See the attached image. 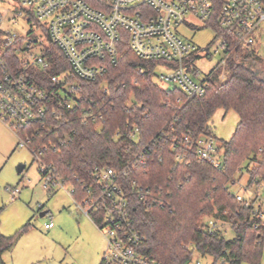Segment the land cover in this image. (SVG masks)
I'll return each instance as SVG.
<instances>
[{"label":"trees","instance_id":"16d2710c","mask_svg":"<svg viewBox=\"0 0 264 264\" xmlns=\"http://www.w3.org/2000/svg\"><path fill=\"white\" fill-rule=\"evenodd\" d=\"M209 26L229 47L226 65L212 72L203 97L187 101L179 91L158 86L152 73L156 64L139 59L125 38L119 47L120 60L108 65L104 78L93 83L72 79L79 81L84 92L80 107L65 114L69 121L49 118L48 130L28 131L37 150L58 145L68 136L61 148L43 155L54 162L58 175L78 198L96 167L126 171L127 186L158 194L163 206L146 205L137 192L131 199L133 224L145 237L139 252L157 264H190L194 253L212 257L214 264H261L264 256V209L262 218L254 215V203L239 202L229 191L245 162L248 188L264 183V59L256 47L238 44L233 33L215 20ZM31 34L27 39L33 41ZM4 35L0 27V50ZM47 38L45 57L52 64L48 73L70 71L63 53ZM5 58L15 60L16 56L7 53ZM138 69H144V74ZM88 108L102 119L83 124L82 112ZM220 109L235 111L239 123L232 139L221 142L223 162L214 167L198 159L196 142L202 137L216 139L210 122ZM133 131H137L135 138H128ZM155 140H159L157 146L147 150L148 163L141 166L136 156ZM186 150V159L177 160ZM210 221L216 223V230L210 231ZM223 224H230L233 238L226 237ZM30 227L12 237L0 232V264Z\"/></svg>","mask_w":264,"mask_h":264},{"label":"built area","instance_id":"2783aa9c","mask_svg":"<svg viewBox=\"0 0 264 264\" xmlns=\"http://www.w3.org/2000/svg\"><path fill=\"white\" fill-rule=\"evenodd\" d=\"M16 1L20 7L9 11L14 10L18 17L35 23V28L42 33L31 41L1 28L5 35L0 50V120L19 137L18 147L32 152L45 182L44 187L49 192L52 188L70 184L58 175L54 162L46 160L43 153L61 148L67 143L68 136L65 134L66 138L59 140L58 145H44L37 150L33 147L34 137L28 131L33 129L35 134H39L48 130L49 118L69 121L65 114L81 105L84 88L79 81L93 83L104 78L108 65H115L120 60L119 47L125 38L139 59L156 64L152 70L155 80L170 87L164 90L179 91L190 101L203 97L212 72L226 65L229 44L215 32L219 42L216 53L222 52L223 58L205 74L199 69L204 52L185 39L183 28L196 32L201 28H211L209 23L215 20L221 28L233 33L238 44L256 48H259V37L264 33V0ZM2 3L9 2L0 0V5ZM7 14V10L0 13V23ZM43 34L63 53L70 71L48 73L52 64L45 57L47 48L40 54L34 53ZM206 51L207 60L210 58L209 48ZM7 53L16 56L15 60L5 58ZM138 72L144 74L145 70L138 69ZM74 78L79 81H73ZM92 110L83 109V124L102 119ZM136 134L137 131H133L126 136L135 138ZM117 136L123 137L122 132ZM158 141L152 142L136 156L138 164L145 166L148 163L147 150L151 145L157 146ZM172 144L176 149L175 141ZM186 154L187 150L178 155L177 160L186 159ZM196 155L200 161L220 167L224 151L221 142L217 143L212 137H202L196 142ZM124 175H127L126 171L121 173L109 167H96L91 172L90 181L83 186L82 198L76 196L71 185L69 194L80 212L107 238L103 264H157L139 252L145 237L133 224L131 199L137 192L140 201L146 205L163 206L165 203L150 190L127 186L123 181ZM256 185L253 198L247 200L237 195V200H247L248 206L254 203L253 214L262 218L264 206L257 208L255 203L264 183L256 182ZM10 193L15 198L20 191L13 189ZM209 226L210 231L218 228L213 221ZM53 227L52 222L45 226L47 230Z\"/></svg>","mask_w":264,"mask_h":264},{"label":"rangeland","instance_id":"374dc122","mask_svg":"<svg viewBox=\"0 0 264 264\" xmlns=\"http://www.w3.org/2000/svg\"><path fill=\"white\" fill-rule=\"evenodd\" d=\"M7 1L8 4L0 5V13L8 11L0 27L25 38L31 33L40 36L42 32L35 28V23L31 24L23 17H18L14 10L9 11L19 8V3L16 0ZM183 31L185 39L204 52L199 69L205 74L210 72L223 58L222 52L216 53L219 42L215 31L208 27L196 32L185 28ZM259 38L258 55L264 59V33ZM49 45L47 36L43 34L34 53L40 54ZM208 48L210 58L206 60L205 52H208ZM225 77L223 72L220 78L224 80ZM155 82L162 89L169 87L157 79ZM238 123L239 117L235 111L218 110L210 122L216 142H229ZM19 143L16 133L0 120V232L6 237H12L31 225L27 232L20 235L15 247L3 255L4 264H100L107 252L105 234L77 208L69 194L70 185L52 188L50 193L45 189L38 163L34 162L29 149L18 147ZM247 166L248 162L242 165V171L238 173L236 183L230 185L229 191L249 200L257 190L248 188ZM13 189L20 191L15 198L10 193ZM258 195L259 199L255 203L257 208L264 206V189ZM51 222L54 227L47 230L45 226ZM222 227L228 239L235 236L230 224H223ZM198 262L214 264V259L195 253L190 264ZM261 264H264V256Z\"/></svg>","mask_w":264,"mask_h":264},{"label":"crops","instance_id":"0c3cea01","mask_svg":"<svg viewBox=\"0 0 264 264\" xmlns=\"http://www.w3.org/2000/svg\"><path fill=\"white\" fill-rule=\"evenodd\" d=\"M2 258H3V256H2ZM2 262H3V259H2ZM4 263V262H3Z\"/></svg>","mask_w":264,"mask_h":264}]
</instances>
